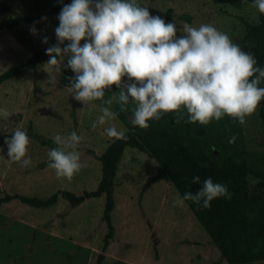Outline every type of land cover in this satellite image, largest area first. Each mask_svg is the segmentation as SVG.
I'll list each match as a JSON object with an SVG mask.
<instances>
[{"label":"rangeland","instance_id":"obj_1","mask_svg":"<svg viewBox=\"0 0 264 264\" xmlns=\"http://www.w3.org/2000/svg\"><path fill=\"white\" fill-rule=\"evenodd\" d=\"M0 2L7 6L6 11H0V20L16 15L39 16L34 23L0 30V72L24 63L35 52L42 53V59L32 69H22L0 84V116L6 112L9 127L16 125L26 130L29 137L26 157L31 158L27 168L9 160L4 140L11 133L0 130V198L22 195L43 200L57 190L77 195L82 190L95 189L100 177L96 155L110 140L104 129L115 126L123 130V127L117 118L97 124L96 128L92 123L103 108L113 111L114 101L111 105L107 101L115 94L116 86H111L103 99L82 105L69 96L65 87L74 75L71 69L62 64L58 77L49 71L45 50L56 43L58 14L71 0ZM137 3L166 23L174 22L179 30L185 22L178 16L186 13L192 27L210 23L231 39H238L243 33V25L236 16L254 23L258 15L251 0H137ZM33 25L35 35L29 30ZM45 36L47 43L42 42ZM227 118L212 122L211 134L223 144L222 153L218 155L220 149L213 148V154L218 155L220 162L223 155L241 151L248 166L261 172L264 127L257 109L237 130L229 127ZM72 131L82 137L80 152L84 167L71 181L57 179L55 170L48 167V151L56 147L52 138L58 134L67 136ZM232 137L235 142L228 143ZM155 171L156 164L144 153L131 148L124 151L112 184L113 208L109 215L113 233L106 243L103 196L86 198L75 207L61 198L47 207H29L15 198L1 202L0 264H96L100 254L101 264H228L187 205L174 204L180 196L173 187L162 181L146 184ZM256 180L249 178L253 195L257 193L253 187ZM259 180L264 182V178ZM259 192L264 198V187ZM247 264H264V260Z\"/></svg>","mask_w":264,"mask_h":264},{"label":"clouds","instance_id":"obj_2","mask_svg":"<svg viewBox=\"0 0 264 264\" xmlns=\"http://www.w3.org/2000/svg\"><path fill=\"white\" fill-rule=\"evenodd\" d=\"M251 4L264 15V0H251ZM57 19L56 43L45 50L49 71L58 77L62 64L71 69L74 75L65 87L82 105L103 99L115 85L118 95L107 103L117 102L121 112L132 104L133 127L147 129L149 121L166 114H173L176 123L208 125L228 116L243 125L264 98V67L253 53L243 51L210 23L198 27L185 23L179 30L174 22L151 15L137 0H71ZM29 30L36 34L34 25ZM42 42L47 43L48 38L43 37ZM101 111L93 128L118 115L109 108ZM8 117L6 112L0 116V130L11 133L4 140L8 159L27 168L31 165V158L26 157L29 137L20 127H9ZM104 132L109 139H128L115 126ZM52 139L56 147L48 151V167L55 170L57 179L71 181L84 167L82 137L72 131ZM234 142L235 137L228 141ZM192 183H200V177L193 176ZM231 195L227 185L208 177L195 194L186 192L174 204L191 201L210 208L214 199H231Z\"/></svg>","mask_w":264,"mask_h":264},{"label":"trees","instance_id":"obj_3","mask_svg":"<svg viewBox=\"0 0 264 264\" xmlns=\"http://www.w3.org/2000/svg\"><path fill=\"white\" fill-rule=\"evenodd\" d=\"M6 10L7 6L0 2V11ZM169 13L168 8L165 17L168 18ZM38 19V15L7 16L0 20V30L9 31L20 24L34 23ZM178 19L189 23L190 16L182 13ZM236 19L242 23L243 33L240 38L232 41L240 45L243 51L253 53L258 65L264 67V15L258 13L254 23L241 16H236ZM40 59L42 53L35 52L24 63L0 72V84L22 69H32ZM261 87H264V84ZM115 95H118V89ZM132 107L133 105L129 104V110L121 112L119 104L114 101L113 112L118 113L116 118L128 139L112 138L96 155L100 177L95 189L82 190L77 195L72 191L57 190L43 200L33 196L6 195L0 198V203L15 198L29 207H47L61 198L70 207H75L86 198L103 196L102 219L106 226V243L113 233L109 214L113 208L112 184L116 167L124 151L131 148L144 153L156 164V171L146 179V184L162 181L167 183L168 187H173L180 197L186 192L195 194L208 177L215 183L227 185L232 194L231 199L216 198L211 202L210 208H202L191 201H186L185 204L203 226L226 263L247 264L257 259L264 260V198L259 192V189L264 187V182L259 180L264 178V169L257 172L250 168L241 151L223 155L221 161H218L217 157L222 153L223 144L211 134V125L215 119L208 125L189 124L183 120L176 123L173 114H166L159 120L149 121L150 127L147 129H141L133 127L130 123ZM257 117L264 127V98L257 106ZM226 121L230 128L239 129V123L233 118L228 117ZM213 148L220 149L218 155L213 154ZM193 176H199L200 183H192ZM249 178L257 179L253 186L257 190L255 195L249 187ZM100 255L96 264H101Z\"/></svg>","mask_w":264,"mask_h":264}]
</instances>
